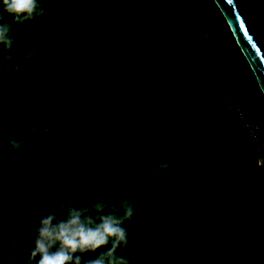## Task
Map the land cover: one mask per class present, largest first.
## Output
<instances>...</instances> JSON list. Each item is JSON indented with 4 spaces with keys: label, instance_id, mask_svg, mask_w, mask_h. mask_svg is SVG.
<instances>
[{
    "label": "trees",
    "instance_id": "trees-1",
    "mask_svg": "<svg viewBox=\"0 0 264 264\" xmlns=\"http://www.w3.org/2000/svg\"><path fill=\"white\" fill-rule=\"evenodd\" d=\"M43 7L26 24L4 18L14 43L0 44V264H27L33 229L62 190L80 205L134 202L118 254L135 264H264L261 155L236 119L220 133L197 124L200 91L179 102L162 91L168 63L193 61L182 39L160 40L180 15L205 38V57L219 60L229 103L264 131V93L215 0Z\"/></svg>",
    "mask_w": 264,
    "mask_h": 264
},
{
    "label": "clouds",
    "instance_id": "clouds-1",
    "mask_svg": "<svg viewBox=\"0 0 264 264\" xmlns=\"http://www.w3.org/2000/svg\"><path fill=\"white\" fill-rule=\"evenodd\" d=\"M47 0H0V44L11 49L14 43L12 25L5 23V14L14 23L26 24L43 16ZM11 57H9L10 59ZM33 131H37L35 128ZM47 132L48 129H43ZM13 152L21 150V141L9 140ZM3 138L0 132V154ZM169 167L158 165L160 170ZM0 167V172H2ZM60 192L57 210L49 211L34 228V246L28 250L27 264H135L118 254L127 248L129 236L126 223L134 215V202L125 199L120 208L110 202L89 201L80 205L74 198ZM55 191L48 194L51 199ZM122 210V214H121ZM103 249V250H102ZM92 254L88 259L85 256Z\"/></svg>",
    "mask_w": 264,
    "mask_h": 264
},
{
    "label": "rangeland",
    "instance_id": "rangeland-1",
    "mask_svg": "<svg viewBox=\"0 0 264 264\" xmlns=\"http://www.w3.org/2000/svg\"><path fill=\"white\" fill-rule=\"evenodd\" d=\"M133 9L130 13L127 12V15L129 13L128 17L135 15ZM188 22L189 20L177 15L167 31L160 30V40L162 42H168L174 37L182 39L185 48L189 50L188 59H193V61H186L184 67L172 62L167 64L166 71L172 75L168 76L162 91L165 98L173 102H179L184 97L191 99L194 95L193 92L200 91V94L206 96L204 100L207 103L202 107V114L204 115L197 119L200 122L197 124L202 125V121H204L207 127L211 126L214 128L215 133H220V129L224 128L226 121L231 122L236 119L235 110L229 103L227 96L229 85L226 82L227 79L220 77L222 66L219 60L212 56L205 57L204 53L208 51L205 38L196 27L189 26ZM136 27L139 28L140 25L136 24ZM156 49L161 51L163 47L160 45ZM185 58L184 60H186ZM163 59H165V56H163ZM198 64H200V68Z\"/></svg>",
    "mask_w": 264,
    "mask_h": 264
},
{
    "label": "water",
    "instance_id": "water-1",
    "mask_svg": "<svg viewBox=\"0 0 264 264\" xmlns=\"http://www.w3.org/2000/svg\"><path fill=\"white\" fill-rule=\"evenodd\" d=\"M264 93V0H215ZM259 165H264V154Z\"/></svg>",
    "mask_w": 264,
    "mask_h": 264
},
{
    "label": "built area",
    "instance_id": "built-area-1",
    "mask_svg": "<svg viewBox=\"0 0 264 264\" xmlns=\"http://www.w3.org/2000/svg\"><path fill=\"white\" fill-rule=\"evenodd\" d=\"M235 110L236 120L239 124L240 139L249 136L254 144V153L258 155L264 154V131L260 124L259 118L256 122L249 121L243 111L235 105H232Z\"/></svg>",
    "mask_w": 264,
    "mask_h": 264
}]
</instances>
